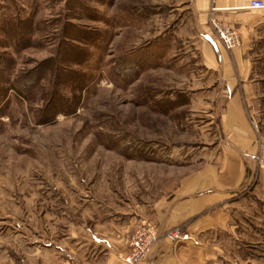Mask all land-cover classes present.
<instances>
[{"label": "rangeland", "instance_id": "1", "mask_svg": "<svg viewBox=\"0 0 264 264\" xmlns=\"http://www.w3.org/2000/svg\"><path fill=\"white\" fill-rule=\"evenodd\" d=\"M172 1L0 0V53L10 61L0 85L44 69L31 89L11 88L0 103V253L83 235L85 194L128 199L177 142L210 126L209 116L160 99L176 87L172 74L144 71L146 47L170 28ZM258 53L259 95L248 114L262 136L256 171H264V47ZM124 57L144 65L132 82L117 68ZM236 242L220 246L226 264H264V243Z\"/></svg>", "mask_w": 264, "mask_h": 264}, {"label": "crops", "instance_id": "2", "mask_svg": "<svg viewBox=\"0 0 264 264\" xmlns=\"http://www.w3.org/2000/svg\"><path fill=\"white\" fill-rule=\"evenodd\" d=\"M249 1L173 0L170 28L158 47H146V74L159 67L175 78L176 87L162 92L160 99L210 118L207 128L192 124L199 139L177 142L173 157L158 162L161 169L175 171L147 173L144 184L123 201L107 204L102 195L85 194L83 235L35 243L31 252L24 247L17 253L5 248L8 253H0L3 260L128 264L122 254L128 252L136 227L145 222L161 233L181 226L192 239L160 238L149 257L136 264H226L232 259L221 245L237 241L242 248L240 244L264 243V171H256L254 163L262 136L258 137L248 114L259 95L254 68L264 47V9L249 8ZM212 18L237 27L241 44L227 49L213 29Z\"/></svg>", "mask_w": 264, "mask_h": 264}, {"label": "built area", "instance_id": "3", "mask_svg": "<svg viewBox=\"0 0 264 264\" xmlns=\"http://www.w3.org/2000/svg\"><path fill=\"white\" fill-rule=\"evenodd\" d=\"M248 7L251 9H264V0H250ZM211 24L221 43L227 49L241 44V33L237 27L224 24L217 18H212ZM255 125L257 126L256 123ZM163 237L171 241L192 239L191 233L181 226L171 227L161 233L154 224L145 222L137 226L132 233L129 239V250L122 254V258L128 264H136L147 259L156 242Z\"/></svg>", "mask_w": 264, "mask_h": 264}, {"label": "trees", "instance_id": "4", "mask_svg": "<svg viewBox=\"0 0 264 264\" xmlns=\"http://www.w3.org/2000/svg\"><path fill=\"white\" fill-rule=\"evenodd\" d=\"M140 60L138 62H142ZM138 62H136V63L132 62L127 57H124L122 60V63H120L117 66L119 72L122 69V71H125V72L129 71L132 74L131 76H128L126 81L132 82L135 78H137L139 76L144 65L140 66L138 64ZM9 68H10L9 57L0 53V70L3 69V71L6 72V70H8ZM43 70H44L43 65H42V67L39 65L36 69H30L27 72L21 74L15 80H10V78H8L9 80H7L8 81L7 86L6 85L5 86L0 85V103L5 99V97L8 94V90L11 88L18 90L21 93H24L25 89H31L32 86H34L33 82L39 81L40 78H42L43 75L41 72H43Z\"/></svg>", "mask_w": 264, "mask_h": 264}]
</instances>
